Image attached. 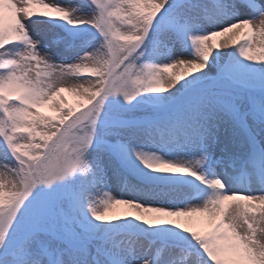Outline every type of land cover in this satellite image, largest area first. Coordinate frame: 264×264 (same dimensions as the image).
Wrapping results in <instances>:
<instances>
[{
	"label": "snow or ice",
	"instance_id": "1",
	"mask_svg": "<svg viewBox=\"0 0 264 264\" xmlns=\"http://www.w3.org/2000/svg\"><path fill=\"white\" fill-rule=\"evenodd\" d=\"M0 264H264V0H0Z\"/></svg>",
	"mask_w": 264,
	"mask_h": 264
},
{
	"label": "rangeland",
	"instance_id": "2",
	"mask_svg": "<svg viewBox=\"0 0 264 264\" xmlns=\"http://www.w3.org/2000/svg\"><path fill=\"white\" fill-rule=\"evenodd\" d=\"M46 2H48V0H46ZM39 10H41V9H39V7L37 6V11H39ZM219 39H223V38H219ZM170 71H179V69H173ZM63 95L66 97L68 103L73 104L76 102V98L71 93L66 92Z\"/></svg>",
	"mask_w": 264,
	"mask_h": 264
}]
</instances>
